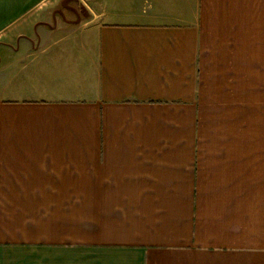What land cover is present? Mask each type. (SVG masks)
Returning <instances> with one entry per match:
<instances>
[{
    "label": "crops",
    "instance_id": "1",
    "mask_svg": "<svg viewBox=\"0 0 264 264\" xmlns=\"http://www.w3.org/2000/svg\"><path fill=\"white\" fill-rule=\"evenodd\" d=\"M0 264H264V0H0Z\"/></svg>",
    "mask_w": 264,
    "mask_h": 264
}]
</instances>
